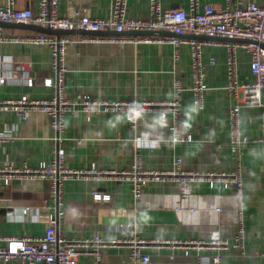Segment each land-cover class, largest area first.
<instances>
[{"label": "crops", "instance_id": "0c3cea01", "mask_svg": "<svg viewBox=\"0 0 264 264\" xmlns=\"http://www.w3.org/2000/svg\"><path fill=\"white\" fill-rule=\"evenodd\" d=\"M113 0H60L59 11L71 18L84 14L107 17ZM224 5L225 0H200ZM244 3L264 0H242ZM10 0H0L8 5ZM17 6L37 8L38 0H15ZM165 8L188 7L189 0H162ZM149 0H129V15L146 17ZM14 33L34 31L4 27ZM125 30L123 35H134ZM85 33H70L79 37ZM111 35V34H95ZM189 37V35H187ZM167 41L87 40L71 42L64 55L65 71L61 76L66 96L73 98L87 92L109 100L145 98L171 99L175 95L174 80L181 78L183 92V129L192 135L190 141L171 143L172 115L146 111L138 119L137 128L121 115L110 110L93 112L90 116L80 109L66 112L64 126L57 130L50 115L35 109L22 120L15 112H0V130L10 138L0 139V166L38 165L56 156L58 148L66 151V165L88 168H126L139 152L144 166L171 168L177 156L190 170H234L242 168V209L245 219L244 252L229 245L221 264H264V145L257 140L264 126V109L242 107L241 126L251 140L242 143L238 151L232 148L229 110L232 98L227 89V47L221 40L203 46L206 62L204 106L196 110L192 80L191 50L180 47V57ZM0 98L15 99L22 95L48 98L57 90L58 73L52 67V51L47 44L0 43ZM250 55L238 50L241 80H252ZM213 60V62H212ZM51 78L53 84L47 83ZM136 135L142 136L138 143ZM97 189L109 194L108 201H97L92 193ZM139 206L134 203L132 184L108 178H72L64 182L59 210L51 199L49 180L0 179V234L39 235L45 232L49 212L60 211V227L72 236L100 233L105 237L135 233L149 239L203 240L219 235L234 241L238 229L235 210L238 206L235 185L224 188L209 182H194L190 196H180L177 182H151L144 186ZM224 195L223 198L220 195ZM179 208H177V206ZM217 205L222 211L215 210ZM28 207L26 211L24 208ZM131 230H133L131 232ZM153 264H197L198 255L211 256L216 247H191L189 252L180 245H149ZM126 246L108 247L101 261L81 256L77 264H144L129 258ZM9 264H18L12 260Z\"/></svg>", "mask_w": 264, "mask_h": 264}, {"label": "built area", "instance_id": "2783aa9c", "mask_svg": "<svg viewBox=\"0 0 264 264\" xmlns=\"http://www.w3.org/2000/svg\"><path fill=\"white\" fill-rule=\"evenodd\" d=\"M224 5L206 2L203 6L200 0H189L188 7L177 6L165 8L162 0H149V14L146 17L129 15V0H113L112 11L107 17H93L84 14L78 18H71L59 11L60 0H38L34 6H17L15 0L8 5L0 4V20L34 23L52 28L85 29L120 32L111 35L84 34L74 37L70 34H48L45 32H9L0 26V43H34L47 44L52 51V67L58 73L57 90L48 98L35 99L22 95L15 99L0 98V112H15L24 120L31 110L46 111L51 117V124L61 130L64 126L67 111L80 108L88 116L100 110H110L123 116L132 126L137 128L141 114L146 111H157L162 116L172 115L171 143L190 141L192 135L183 129V92L186 87L181 78L174 80L175 95L171 99L150 100L145 98H124L109 100L83 92L70 98L64 93L61 76L65 71L64 55L71 42L87 40H137V41H167L174 45V56L180 57L182 44L190 46L192 61V80L190 89L193 92V102L196 110L204 106L206 82V62L203 58V46L213 39L199 38L198 35L210 37H226L239 41H222L227 47V89L232 98L229 110V126L232 148L238 151L242 143L251 140L241 126L242 107L246 105L259 106L264 109V2L242 0H225ZM125 30H166L173 34H150L133 37L123 35ZM189 35V37H187ZM244 40V41H240ZM249 53V68L253 75L252 80H241L239 74L238 50ZM4 61L0 57V64ZM213 62V60H212ZM0 77V82L5 81ZM52 85L51 78L46 79ZM10 133L0 130V139L10 138ZM138 143L142 136L136 135ZM257 140L264 145V126ZM66 151L58 148L56 156L32 166L24 163L21 166H0V179L6 183L12 180H49L51 199L57 203L59 210L63 184L72 178H108L125 180L132 184L134 203L139 206L144 197V186L151 182L171 181L180 185V196L188 198L190 187L194 182H209L211 186L237 188L238 206L235 210L238 220L237 233L234 241L219 235L209 241L203 240H168L149 239L132 233L127 236L105 237L100 233L89 236H72L59 225V212H49L48 222L43 234L39 235H3L0 234V264H9L17 260L18 264H77L81 256L92 257L96 261L102 260L103 252L108 247L126 246L129 248V258L134 262L153 264L150 253L146 251L149 245H180L188 253L191 247L210 246L218 248L211 256L199 254L197 264H221L224 250L229 245L240 248L244 252L246 229L242 209V168L238 162L234 170H190L182 165V157L177 156L171 168H151L144 166L139 152L135 153L133 163L126 168H104L95 165L88 168H72L66 165ZM94 199L108 201L109 194L93 189ZM224 195H220L223 198ZM179 208L178 205H176ZM28 207L24 208L26 211ZM215 210L222 211L217 205ZM133 230H131L132 232Z\"/></svg>", "mask_w": 264, "mask_h": 264}, {"label": "water", "instance_id": "95a60500", "mask_svg": "<svg viewBox=\"0 0 264 264\" xmlns=\"http://www.w3.org/2000/svg\"><path fill=\"white\" fill-rule=\"evenodd\" d=\"M0 26L2 27H12V28H19V29H31L34 31L39 32H45L48 34H70V33H76L81 32L85 34H118L120 32H117L115 30H109V31H100V30H85V29H64V28H52L49 26H42L39 24L34 23H25V22H17V21H4L0 20ZM131 34L134 35H150V34H173L166 30H129L128 31ZM196 37L199 38H206V39H213V40H221V41H239V39L234 38H226V37H210L206 35H198ZM244 41V40H240Z\"/></svg>", "mask_w": 264, "mask_h": 264}]
</instances>
